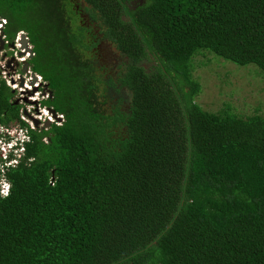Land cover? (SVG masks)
Wrapping results in <instances>:
<instances>
[{"label":"trees","instance_id":"trees-1","mask_svg":"<svg viewBox=\"0 0 264 264\" xmlns=\"http://www.w3.org/2000/svg\"><path fill=\"white\" fill-rule=\"evenodd\" d=\"M76 1L0 0L63 114L36 125L0 78V125L31 137L0 173V264H264V113L205 109L195 74L213 57L264 74V0H80L104 65Z\"/></svg>","mask_w":264,"mask_h":264},{"label":"rangeland","instance_id":"rangeland-1","mask_svg":"<svg viewBox=\"0 0 264 264\" xmlns=\"http://www.w3.org/2000/svg\"><path fill=\"white\" fill-rule=\"evenodd\" d=\"M2 21L5 23V20ZM83 25L84 24H81V26ZM2 28L3 25L1 26L0 24V62H2L0 63V78H3V74L6 72L9 79L15 80V78L12 77L19 73V77H27V75H30L31 79L34 78V81H37H33L34 88L28 89L26 93H21L19 88H17L14 91L13 97V100H17V102L22 104V108L27 110L28 114L33 118L39 115L37 114V111L40 110L43 103L42 100H32L30 97L34 96L37 92L40 93L41 97L45 95L48 96V94L43 92L42 88L45 90V83L43 82V79L39 78V74L33 70L30 64V59L33 57L32 44L30 41H28V47H25L22 44V33L27 34L22 31L18 33L15 41L13 42L14 46L11 44L7 46V41L4 39V35L2 33ZM1 40H3V42ZM20 50H22V56H19ZM23 57H27V59H21L28 61V66L26 68V64H22V61H20L21 65L14 64V58ZM203 57L204 56L202 55H196L193 61L199 63ZM20 68L24 69V71L20 72ZM195 74L199 77V81L202 84V92L198 96V101L205 109L210 111H220L226 107V102L229 101L231 108L239 114L243 115L253 113L257 105L261 106V112L264 113V74L259 71L257 65H238L228 60H225L224 63L221 59H215V57H213V60L209 64L200 66L196 70ZM34 76L37 78L35 79ZM40 77L42 76L40 75ZM40 81H42L40 87H35L36 84L40 83ZM24 82L25 86L26 81ZM35 89L39 90L34 91ZM29 107H31V111H29ZM26 121H31V124L33 125L32 120L28 119ZM38 125L49 127L47 126L46 118L43 121L41 120V123H38ZM6 129H15L16 131H20L19 127H10ZM6 133L7 132L1 134ZM6 137L7 139H3L4 141H8L13 138L11 135H7ZM14 153L15 150L8 152L7 161L13 160ZM0 161L2 163H6L4 160V153L2 151H0Z\"/></svg>","mask_w":264,"mask_h":264},{"label":"clouds","instance_id":"clouds-1","mask_svg":"<svg viewBox=\"0 0 264 264\" xmlns=\"http://www.w3.org/2000/svg\"><path fill=\"white\" fill-rule=\"evenodd\" d=\"M19 59H27V57H23V58H19ZM0 63H2V62H0ZM3 78L8 83L9 87H15V88L19 87L18 84L17 85L11 84V80L8 78L6 72L3 74ZM13 78L19 80V73L15 74V76ZM27 79H31V76L29 75L26 77V84H25V87H30V85L27 84ZM40 79H42V77H40ZM20 91L22 92L23 89H20ZM30 99H32V100H47L48 96L45 95V96L41 97L40 93L37 92L34 96L30 97ZM29 111H31V107H29ZM39 112H41V115L37 118L41 119L42 121L45 118H46V122L48 120H50L51 122H55L54 121L55 119H57L59 122L62 121V118H60V120L57 118V117H60V116H58V112H57V117H56L53 114H50L48 112L47 108L44 106H41ZM28 123L31 125L32 122L28 121ZM1 125H3V124H1ZM4 132H8V134L13 136L14 139H12L11 142L8 143L7 145H5L3 143V141H0V151H2L4 153V160L6 161L5 165H0V173L4 172L5 167H13L15 165H18L20 157H22L23 153L25 152V148L23 147L24 142L25 141L31 142V137L26 135L24 130H21L17 134V131L15 129L8 130V129L4 128L3 126H0V133H4ZM18 142H19L20 146H19V148H16V145ZM13 149H15L16 159H13L12 161H7L8 152H9V150H13ZM12 187H13V185L11 182H9L6 178H3L2 176H0V198H3V199L8 198L11 195Z\"/></svg>","mask_w":264,"mask_h":264},{"label":"flooded vegetation","instance_id":"flooded-vegetation-1","mask_svg":"<svg viewBox=\"0 0 264 264\" xmlns=\"http://www.w3.org/2000/svg\"><path fill=\"white\" fill-rule=\"evenodd\" d=\"M131 2H133V5H134V7L136 8L137 7V4H141L143 1H140V0H131ZM84 6H85V4H84V1H80V0H77L76 2H75V4H74V6H73V9L75 10V12L81 17V23L82 24H84L83 26H85V27H87V28H89L90 30H88L87 31V35L89 36V37H91L92 39H93V41H95L94 42V46L93 47H91V49H90V53L89 54H91V56L93 57V58H95V59H98V64H102V65H104V64H108V63H110L111 64V62L113 61V59H114V55H112L113 53H112V51H110V52H108L107 53V51L105 50V48H104V45L102 44V40L100 39L101 38V36H102V33L100 32V29L98 28V26H96V21L89 15V13L87 12V11H85L84 10ZM1 19V18H0ZM84 19V20H83ZM85 22V23H84ZM2 23H3V21H2ZM97 29H99V30H97ZM90 31V32H89ZM22 32V31H21ZM3 33V32H2ZM27 35V34H26ZM28 37V36H27ZM92 44V43H91ZM8 46V45H7ZM33 49V48H32ZM19 56H22V50H20V52H19ZM20 61H22V64H26L27 63V66H28V61L27 60H21V59H19V58H14V64L16 65H21V62ZM27 61V62H26ZM11 62H12V60H11ZM9 64H10V62H9ZM3 67V66H2ZM5 68V67H4ZM19 71L20 72H23L24 71V69H22V68H20L19 69ZM33 74V73H32ZM10 76V75H9ZM28 76V75H27ZM9 78V77H8ZM13 78V77H12ZM11 80V79H10ZM24 81H26V77H24V76H20L19 77V80H17V79H12L11 80V84H16L17 85V83L19 84L18 86V88H19V91H20V89H22V87L24 88L23 89V91L21 92V93H26L27 91H28V89H32V88H34L33 87V83L34 82H37V81H34V78L33 79H27V84L28 85H30V86H32L31 88H29V87H25L24 86ZM34 81V82H33ZM44 82V81H43ZM41 83H42V81H40V83L39 84H36V86L35 87H40V85H41ZM13 88V92L17 89V88H15V87H12ZM45 88H47L46 86H45ZM43 89V92H44V88H42ZM39 90V89H38ZM38 90H34V91H38ZM16 102H17V100H15V104H16ZM19 103V102H18ZM17 103V104H18ZM23 109V108H22ZM22 112H25L27 115H28V112H27V110H25V109H23L22 110ZM39 111H37V113H38Z\"/></svg>","mask_w":264,"mask_h":264},{"label":"water","instance_id":"water-1","mask_svg":"<svg viewBox=\"0 0 264 264\" xmlns=\"http://www.w3.org/2000/svg\"><path fill=\"white\" fill-rule=\"evenodd\" d=\"M2 42H3V40H1ZM28 41H29V38L28 37H26V34L25 33H22V44L25 46V47H28ZM11 45L12 46H14V43L12 42L11 43ZM2 47V46H1ZM27 67V63H26V66H25V68ZM35 77V76H34ZM37 77H35V79H36ZM18 102H16V104H17ZM49 111L54 115V116H56L57 117V111L54 109V108H49ZM59 120H60V118L61 117H57ZM33 120H34V122H35V124L36 125H38V123H39V120L38 119H36V118H34L33 117ZM50 124H51V121L50 120H48L47 121V126H50Z\"/></svg>","mask_w":264,"mask_h":264},{"label":"built area","instance_id":"built-area-1","mask_svg":"<svg viewBox=\"0 0 264 264\" xmlns=\"http://www.w3.org/2000/svg\"><path fill=\"white\" fill-rule=\"evenodd\" d=\"M0 24H1V26L3 25V23H1L0 22ZM39 78H40V75H39ZM40 80V79H39ZM13 85H16V84H13ZM22 89H24L23 87H22ZM38 116H40L41 115V112H38ZM27 115V114H26ZM26 115H24L23 116V118L25 119V120H28V117L26 116ZM58 116H60L62 119H63V114H59L58 113ZM1 126H3V127H5L4 125H1ZM22 129L20 128V131H21ZM3 139H7V137L5 136V137H3V136H0V141H3V143L5 144V145H7L8 143H10L11 142V140L13 139V138H11L10 140H8V141H4ZM13 150H15V149H13ZM11 150H9V152H10Z\"/></svg>","mask_w":264,"mask_h":264},{"label":"bare ground","instance_id":"bare-ground-1","mask_svg":"<svg viewBox=\"0 0 264 264\" xmlns=\"http://www.w3.org/2000/svg\"><path fill=\"white\" fill-rule=\"evenodd\" d=\"M32 86H30L29 88H31ZM27 88V87H26ZM28 89V88H27Z\"/></svg>","mask_w":264,"mask_h":264}]
</instances>
